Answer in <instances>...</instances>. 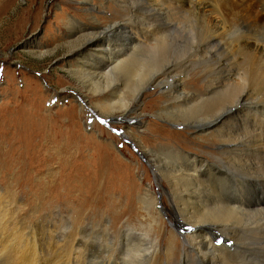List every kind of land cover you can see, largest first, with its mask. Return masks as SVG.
I'll return each mask as SVG.
<instances>
[{"label": "bare ground", "instance_id": "1", "mask_svg": "<svg viewBox=\"0 0 264 264\" xmlns=\"http://www.w3.org/2000/svg\"><path fill=\"white\" fill-rule=\"evenodd\" d=\"M6 2L0 0V11ZM82 3L80 17L62 8L59 34V45L67 49L65 70L79 94L94 95L79 96V112L88 105L108 120V127H113L110 120H132L137 127L123 126L122 133L160 187L159 200L152 190L138 200L149 221L140 250L144 264H264V0ZM24 48L37 56L49 52L38 37ZM147 89L159 93L155 115L187 133L166 127L160 132L146 118ZM153 132L214 139L215 144L185 150ZM14 195L0 191V264H125L121 255L129 240L142 241V234L131 229L113 237V224L68 231L47 224L21 227L10 216ZM166 222L180 238L168 233ZM151 234L168 241L163 263L160 241Z\"/></svg>", "mask_w": 264, "mask_h": 264}, {"label": "rangeland", "instance_id": "2", "mask_svg": "<svg viewBox=\"0 0 264 264\" xmlns=\"http://www.w3.org/2000/svg\"><path fill=\"white\" fill-rule=\"evenodd\" d=\"M5 4L0 11V191L15 194L10 216L21 227L47 224L56 231L61 226L68 231L78 225L88 229L87 224L96 228L113 224L115 238L131 229L142 234V241L129 240L121 257L126 258L125 264H144V225L149 221H144L138 200L145 190H152L159 200L160 187L138 148L122 133L123 126L137 127L132 120H110L113 127H108V120L88 105L85 113L79 112V96L94 95L89 90L79 94L76 80L65 70L67 49L59 45V34L64 31L62 8L80 17L85 7L82 0H7ZM83 20L92 22L90 17ZM100 22L105 25L106 21ZM31 37H38L49 52L37 56L24 48ZM126 77H120L123 86L128 84ZM127 90L123 88L125 95ZM54 91L60 95L51 99ZM158 94L147 89L146 118L155 121L160 132L164 127L186 132L183 126L155 115ZM153 133L185 150L215 144L214 139L188 134ZM164 228L171 233L167 222ZM150 237L160 241L158 261L163 263L168 241L161 234Z\"/></svg>", "mask_w": 264, "mask_h": 264}]
</instances>
